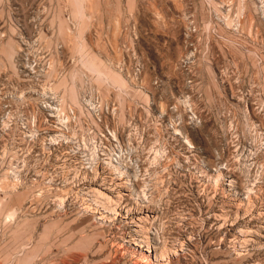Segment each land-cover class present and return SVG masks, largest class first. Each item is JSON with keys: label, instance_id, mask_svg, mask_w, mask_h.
I'll use <instances>...</instances> for the list:
<instances>
[{"label": "rangeland", "instance_id": "rangeland-1", "mask_svg": "<svg viewBox=\"0 0 264 264\" xmlns=\"http://www.w3.org/2000/svg\"><path fill=\"white\" fill-rule=\"evenodd\" d=\"M0 264H264V0H0Z\"/></svg>", "mask_w": 264, "mask_h": 264}]
</instances>
